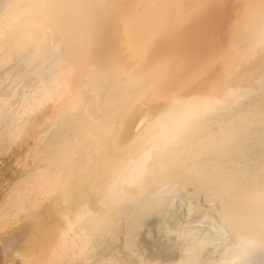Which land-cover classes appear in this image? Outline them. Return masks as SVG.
I'll use <instances>...</instances> for the list:
<instances>
[{
	"label": "bare ground",
	"instance_id": "obj_1",
	"mask_svg": "<svg viewBox=\"0 0 264 264\" xmlns=\"http://www.w3.org/2000/svg\"><path fill=\"white\" fill-rule=\"evenodd\" d=\"M262 26L264 0H0V163L33 139L0 264H216L259 242V202L223 186L261 178Z\"/></svg>",
	"mask_w": 264,
	"mask_h": 264
},
{
	"label": "snow or ice",
	"instance_id": "obj_2",
	"mask_svg": "<svg viewBox=\"0 0 264 264\" xmlns=\"http://www.w3.org/2000/svg\"><path fill=\"white\" fill-rule=\"evenodd\" d=\"M11 4L8 5L11 8ZM37 7H64V8H84L90 7L88 5H81V4H67V5H37ZM261 37L264 39V26L261 29ZM180 131L179 125H174L169 130V135L173 138L177 137ZM151 159V153L147 152L143 155L141 162H139L132 170L129 175H134L136 180L142 179L144 175H147V168L146 165ZM224 196L223 199L226 202H231L234 200H257L259 202L260 212L258 217L254 218V222L258 227L259 231L261 232V239L259 242L248 241L243 244L238 251V258L236 259H221L216 262V264H254V261L249 259L243 258L247 256V254L251 251L256 250L257 248L264 253V158L261 159V178L259 183L248 190L241 189L230 182L223 186ZM219 207V205H217ZM235 236V231L233 225L229 222L226 218L222 221L219 229H218V237L223 241H227L230 238ZM214 239L217 238L216 236L213 237ZM129 247L131 248V242L129 243ZM134 251V249H132ZM190 258L186 259L183 264H206L205 261L191 258V253H189ZM21 264H27V262L22 261ZM102 264H143V261H135V260H108L102 262ZM261 264H264V261H261Z\"/></svg>",
	"mask_w": 264,
	"mask_h": 264
},
{
	"label": "rangeland",
	"instance_id": "obj_3",
	"mask_svg": "<svg viewBox=\"0 0 264 264\" xmlns=\"http://www.w3.org/2000/svg\"><path fill=\"white\" fill-rule=\"evenodd\" d=\"M30 140V139H29ZM32 140V141H31ZM30 141H28V143L27 144H24L23 146L25 147V145H26V147L25 148H22L21 147V149H20V151L18 150V147H17V149L15 148L14 149V151H13V153H12V155H10V156H7V157H4V158H2V160H1V163H0V198L4 195V193H6V191L9 189V187H10V185L12 184V182H13V179L14 178H16L19 174H20V172H18V171H20L15 165H16V163H17V158H21L22 156L21 155H23L26 151H27V149H29L32 145V142H33V139H31ZM27 148V149H26ZM26 150V151H25ZM17 153H18V156H20V157H18L17 156ZM21 153V154H20ZM23 153V154H22ZM20 154V155H19ZM14 156V157H13ZM12 157V158H11ZM15 157H17L16 159H15ZM11 158V159H10ZM6 163V164H5ZM5 164V165H4ZM9 164H11L10 165V167H9ZM6 165H7V167H6ZM12 165H14V167L12 166ZM12 167V168H11ZM11 168V169H10ZM14 168V169H13ZM16 168V169H15ZM19 174H18V173ZM13 173H16V177H14L15 176V174H13ZM9 180V181H8ZM3 183V184H2ZM10 184V185H9ZM6 187V188H5ZM139 240L141 241V242H143L144 241V238L143 237H141V238H139Z\"/></svg>",
	"mask_w": 264,
	"mask_h": 264
}]
</instances>
